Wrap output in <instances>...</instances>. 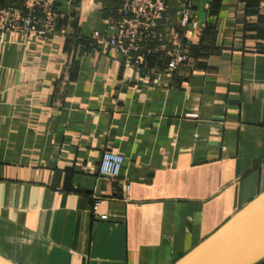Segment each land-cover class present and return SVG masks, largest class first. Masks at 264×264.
<instances>
[{
  "label": "crops",
  "instance_id": "1",
  "mask_svg": "<svg viewBox=\"0 0 264 264\" xmlns=\"http://www.w3.org/2000/svg\"><path fill=\"white\" fill-rule=\"evenodd\" d=\"M64 1V36L0 43V256L177 264L264 193V0H191L172 74L95 47L114 3ZM164 1L174 23L184 0ZM103 152L119 177L99 175Z\"/></svg>",
  "mask_w": 264,
  "mask_h": 264
},
{
  "label": "built area",
  "instance_id": "2",
  "mask_svg": "<svg viewBox=\"0 0 264 264\" xmlns=\"http://www.w3.org/2000/svg\"><path fill=\"white\" fill-rule=\"evenodd\" d=\"M115 6L105 20L106 32H93L91 39L97 48H107L117 55L126 69L140 73L148 60L162 57L163 71L172 74L188 61L182 39L191 21L192 2L184 0L174 13V23L166 19L168 7L164 0H99ZM57 0H19L0 8V43L7 33H20L48 41L64 36L58 28L61 15ZM124 158L103 152L99 175L107 179L120 176ZM102 200L95 199L91 211L100 220L107 216L98 213Z\"/></svg>",
  "mask_w": 264,
  "mask_h": 264
},
{
  "label": "water",
  "instance_id": "3",
  "mask_svg": "<svg viewBox=\"0 0 264 264\" xmlns=\"http://www.w3.org/2000/svg\"><path fill=\"white\" fill-rule=\"evenodd\" d=\"M60 15L68 5L57 0ZM264 259V193L250 202L177 264H257ZM0 264H12L0 256Z\"/></svg>",
  "mask_w": 264,
  "mask_h": 264
},
{
  "label": "trees",
  "instance_id": "4",
  "mask_svg": "<svg viewBox=\"0 0 264 264\" xmlns=\"http://www.w3.org/2000/svg\"><path fill=\"white\" fill-rule=\"evenodd\" d=\"M57 7H58V4H57ZM58 28L60 29V20H59V22H58Z\"/></svg>",
  "mask_w": 264,
  "mask_h": 264
},
{
  "label": "rangeland",
  "instance_id": "5",
  "mask_svg": "<svg viewBox=\"0 0 264 264\" xmlns=\"http://www.w3.org/2000/svg\"><path fill=\"white\" fill-rule=\"evenodd\" d=\"M258 264V263H257Z\"/></svg>",
  "mask_w": 264,
  "mask_h": 264
}]
</instances>
